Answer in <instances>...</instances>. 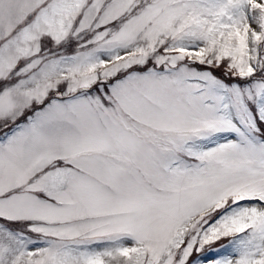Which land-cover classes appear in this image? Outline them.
Returning <instances> with one entry per match:
<instances>
[{
    "label": "rangeland",
    "instance_id": "obj_1",
    "mask_svg": "<svg viewBox=\"0 0 264 264\" xmlns=\"http://www.w3.org/2000/svg\"><path fill=\"white\" fill-rule=\"evenodd\" d=\"M263 70L264 0H0V264H176L219 209L195 264H264Z\"/></svg>",
    "mask_w": 264,
    "mask_h": 264
},
{
    "label": "trees",
    "instance_id": "obj_2",
    "mask_svg": "<svg viewBox=\"0 0 264 264\" xmlns=\"http://www.w3.org/2000/svg\"><path fill=\"white\" fill-rule=\"evenodd\" d=\"M116 27L115 24H112V28ZM115 29V28H113ZM162 49H159L158 52L160 54H162ZM186 61V60H185ZM199 62L193 64V66L197 69H206L209 70L214 77H216L217 79L221 80L222 82H225L227 84L230 83H235V82H239L238 80V76L233 78V76H231V73H229V71H234V68H231L229 66H218L215 61L210 60H200L198 59ZM187 62V61H186ZM153 64L152 61H150L149 65L140 67V69L137 71H144V69H148L149 66ZM187 64H190L187 62ZM136 69L135 67L132 68L131 70ZM124 74L119 72L116 76H113L109 79H107L108 81L106 82H102L100 78H98V80L92 84V92L95 91L96 89H100V88H104V89H108L110 86L113 85V83H116V81L119 79H121V77ZM258 76H263L264 77V70L261 71L259 74H256L255 77L258 78ZM264 79V78H262ZM251 82V81H250ZM5 82L2 81L0 82V86H2ZM67 86V82L64 81V83H60L57 86L56 92H63L65 90V87ZM55 92H53L52 90L49 91L48 96L46 97V99H44L41 103L39 104H34L33 108H31L32 110H27L25 111L21 117L17 120L16 124H19L20 122H25V119L28 118L29 115L34 113V110H40L41 107H44L46 104L48 105V103H50L53 98L56 99L53 95ZM1 122V121H0ZM4 123V120L2 121V124ZM1 125V123H0ZM11 126V129L12 130ZM257 128V133L258 135L261 137L260 139L264 142V121L263 120H258L256 122V127ZM7 132V131H6ZM3 133V132H2ZM231 206V202L227 203V208ZM226 209H219L217 210H209V212H207V214H205L204 216L201 217L198 225H197V229L192 230L191 228H186V230H184L183 233L180 232V230H178V236L179 237H183V240L181 241L180 245H178L177 248H173L171 249V253L172 256L175 257V259H178L179 262H177L176 264H195L196 260L198 258H200L201 256L207 255L211 249L215 250V249H221L223 247L228 246L229 244H231V242H234V239H236V234L232 233V231H223L220 230V232L218 233H213L212 235H209V229H207V227L215 222L219 216L223 213V211ZM0 222L2 223V225L4 226V228H6L7 230H10V232L12 233H16L21 231L22 228H26L28 225H31L30 222H15V221H11V220H6L1 218ZM29 236H32L31 234H29ZM36 238V237H34ZM33 238V239H34ZM38 246V245H35ZM163 258H166L167 255L164 253V255L162 256ZM110 259H112V264H137L140 263V261L138 260H134L132 258H127L123 253H121V251L115 252L114 255H111ZM9 260V259H8ZM162 261V260H161ZM143 263H145V260L142 261ZM70 264H74L73 262H69Z\"/></svg>",
    "mask_w": 264,
    "mask_h": 264
}]
</instances>
